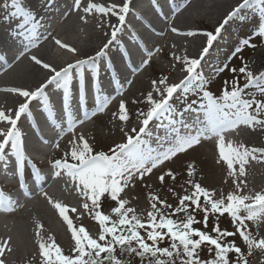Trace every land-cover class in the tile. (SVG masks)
<instances>
[{
  "label": "snow or ice",
  "instance_id": "1",
  "mask_svg": "<svg viewBox=\"0 0 264 264\" xmlns=\"http://www.w3.org/2000/svg\"><path fill=\"white\" fill-rule=\"evenodd\" d=\"M48 2L50 5L54 0H48ZM130 2L131 0H124L122 6L110 4L106 7L89 0L87 6L81 9L82 0H74L73 10H82L86 14L95 11L104 17L111 14L117 18L118 24L109 25L111 32L108 41L94 56L69 63L59 70L32 56L31 59L35 64L48 69L52 74L35 90L19 88L5 90L25 98V102L20 103L15 110L14 117L0 110V122L10 125L6 130L0 129V137H2L0 138V168L5 172L11 165L19 179L26 163H31L25 152L24 134L18 127V121L22 116L27 114L28 118L32 117L31 101L40 98L45 112L51 118L52 126L58 127L60 121H66L67 130L74 133L77 124L91 118L87 111V100L90 94L94 92V103L98 112H103L114 99L113 96L105 94L102 89L98 60L106 56V50L111 45L114 43L119 45L118 34L124 31ZM11 6L14 11L10 15L22 18L19 27L24 31L19 35L27 41L24 45L25 51H30L31 48L38 46V29L41 27V22L31 9L22 6L20 0H11ZM245 9H252L264 17V0H242L228 13L214 33L205 34L207 46L203 48L199 58L176 56V61H182L183 70L187 73L179 83L168 84L166 76L161 77L158 82L152 81L153 89L159 99H154L153 92L147 94L146 100L150 107L147 111L138 113L142 126L138 131L136 128L131 129L135 136L125 132L126 142L116 144L107 152H94L93 146L82 135L69 141L70 150L64 153L63 158L53 162L54 176L59 177L63 172L71 177L75 184V191L84 199V210L98 225V233L91 235L83 225H74L68 213L69 211L74 213L76 209L69 210L66 205L52 200L45 193L49 203L58 210L67 224L74 243L70 253L65 254L52 237L45 238L41 235L42 226L37 224L36 237L40 264H130V261L124 257L133 254L140 259L141 264H248L247 256L242 249L234 240L227 239L237 234L246 245L248 255H251L254 249L264 253V237L259 236L258 231L260 223H264V192L246 194L244 188L247 185L243 181L237 182L233 179L234 190L227 194L223 191L217 194L215 189L203 187L190 178L187 184L191 191L184 188L185 194L178 196L176 206L168 204L158 195L149 193L150 210L147 212L146 219L137 215L134 208L127 207L129 201L121 195L134 180L142 181L146 175L151 174L166 161L192 149L200 144L202 139H209L212 136L218 137L217 147L220 159L226 163L229 176L234 178L244 176L249 157L255 160L257 153L264 157V148L233 146L231 142L225 144L224 139L225 132L241 125L252 129L257 127L264 129V72L256 75L248 70L246 64L238 69L235 67L228 69L227 64L219 67L218 71L223 72L228 69L238 75L231 81H225V87L222 88L221 95L217 97L206 90L207 82L198 71L202 60L224 26L233 18L243 19L240 14ZM172 31L177 32L178 29L172 28ZM186 34L194 35L192 32ZM252 35L264 38V23L259 24ZM56 43L67 48L68 51L75 52V49L62 44L59 40H56ZM241 46L256 47L251 44V37L240 41V46L235 49L236 53L241 51ZM23 54L22 52L21 55ZM148 55L151 56V52ZM147 62V60L142 61L145 64ZM86 65L92 69V74L87 79L84 71ZM107 67L112 69L111 61ZM241 77L245 81L242 85ZM74 79L77 81L75 85ZM111 83L110 81L109 84ZM116 83L119 85L118 80ZM158 84L163 87H159ZM53 85L55 89L62 92L58 108L53 106L47 93L49 86ZM73 87L77 92L75 97H73ZM250 89L253 90V95L248 94ZM122 91L123 85H119L116 92L122 94ZM190 93H199L200 99L185 104L183 110L177 109L171 103L177 94L186 97ZM133 102L136 103V101ZM76 113H82L83 118L77 119ZM186 113H193L195 119L190 123L187 122L184 118ZM91 115H95V112ZM201 115L203 119L200 118ZM113 116L116 117L117 113H113ZM118 119L122 122L129 119L127 104L124 100H121L118 106ZM153 120L158 121L156 127L160 131L157 133H153L149 128ZM153 136L155 147L150 140L145 139V137ZM56 146L59 147V144ZM236 165L239 166L238 170ZM32 175L35 179L42 178L39 170ZM188 176H194L191 164L188 165ZM166 177L171 178L173 182L176 180L175 174L170 169L158 177L161 184L165 182ZM20 188L22 192L27 193L23 184ZM169 191L172 192L173 189L169 188ZM173 195L175 196L176 193L173 192ZM103 198L115 202V206L110 209V214L102 211ZM15 206L16 202L10 196L0 194V211L11 212L15 210ZM180 213L183 214L182 217L178 216ZM199 213H203L202 220L197 219ZM225 214L232 222L233 231L219 226L220 218ZM209 217H212L214 221L211 232L207 230ZM250 223L257 228L256 233L249 227ZM197 224H202L203 228L196 227ZM166 239L167 246L162 247L161 244ZM8 245V240L0 241V264H5L3 259L5 251H11ZM205 249L209 254L207 259L201 257V252Z\"/></svg>",
  "mask_w": 264,
  "mask_h": 264
},
{
  "label": "rangeland",
  "instance_id": "2",
  "mask_svg": "<svg viewBox=\"0 0 264 264\" xmlns=\"http://www.w3.org/2000/svg\"><path fill=\"white\" fill-rule=\"evenodd\" d=\"M11 1V0H9ZM71 2L73 0H70ZM93 3L101 4L103 6H108V3L113 4H119L120 2H117L116 0H91ZM235 2V1H234ZM233 2V3H234ZM212 0H205L204 5L206 7L202 8V14H205V10H207L209 5H211ZM236 3V2H235ZM120 5V4H119ZM208 7V8H207ZM189 6L187 7V9ZM185 11V10H184ZM198 12V11H197ZM197 12H193L192 17L194 18L195 14ZM77 13H72L69 16H66L67 19L64 21L59 22L58 24V30L52 35L51 39L42 40V43L39 46H51L52 52L50 53L51 56L55 58L57 61H61L60 64H55L52 67H57L58 65H61L64 60L69 58L66 54V49L64 47H61L57 43H52V40H59L62 44L71 46L74 45V41L76 40H86L87 36L90 35V33H93L95 31H98L99 25V17L98 13L93 11L91 14L82 13L81 15H75ZM179 15V14H178ZM84 17V19H82ZM70 21L69 29L73 33L72 35L67 34L64 35L60 32V28L63 25L68 24ZM168 23L173 24L171 26L168 25ZM165 25V24H164ZM251 26L249 28L255 29L256 23L253 22L250 24ZM165 30L162 31L160 38V46L162 49H166L167 52L165 54L161 53L157 58L155 59V63L152 65L150 64L149 67L145 66V70L141 72L137 78L140 79V81L135 84V81L133 84H131V89L124 95V101L127 104V110L129 119L126 122H122L118 119V107L114 106L111 107L108 112H106L104 115L95 118L90 124L87 138H85L94 148V152L98 151H105L107 152L110 148H114L116 144L123 143L126 140L125 132H127L129 135H132L133 132H131V129L135 127L136 122L139 121L141 118L138 117V113L141 111H147L150 105L147 103V94L149 92H153L154 99H159L158 97H155L152 81L156 80L157 82L159 79L163 76L168 77V84L176 83L177 80L182 79L186 72L184 70L178 71V69L174 66V64L171 63L170 57L175 58L176 56H180L183 58L181 54H179L175 48V45L182 46L185 41L192 42L194 41L193 38H195L197 35H204V33L199 32V27H206L211 28L213 26V21L210 23L207 20H204L202 22H196L193 20L188 19L187 23H181L178 21V16H175L173 19H171L169 22L166 23ZM172 28L178 29L177 32H173ZM191 29L192 33L194 35H187L186 33H189L190 30L185 29ZM234 28V29H233ZM160 29V27H159ZM244 30L247 31L248 28L244 27ZM73 31V32H72ZM240 32H244L243 30H240ZM68 33V32H67ZM230 35H236V28L231 27V31H229ZM253 32L250 31L248 36L252 37ZM108 35V31H107ZM255 38L251 39V41L254 40V45L256 47H244L243 52L236 55L234 59L229 63L228 69H231L233 67L239 68L240 66H243L244 64L247 65L250 63V58L254 56L255 52L259 49L264 50V38L260 36H254ZM109 39V38H108ZM107 39V40H108ZM231 39V37H230ZM229 39V40H230ZM103 41V39H102ZM101 41V42H102ZM101 42H98L90 50V52L94 51V49H97V47L100 45ZM236 42L238 43L239 40L236 38ZM38 47V46H37ZM37 47L29 53V55H23L19 56L17 59H15L13 66L7 69L6 72H3L0 75V95L8 94L11 91H5L6 89H11V87L18 86L24 88H32L37 85L34 84L32 86L27 85H21L18 84L14 79L9 76L6 77L8 71L12 70L14 66H16L17 63H19L21 60L25 61L27 64H32V56H37L38 52L35 53V50ZM221 51V50H220ZM87 52V53H90ZM12 55V54H11ZM43 62L48 63V60L45 59ZM264 64V62L262 63ZM260 66H263V65ZM180 65L183 66L182 61L180 62ZM260 66H258L256 69L251 68L250 71H252L254 74H259V70H257ZM164 67H168V69H171L173 72H177V75L175 78H170V71H166ZM184 67V66H183ZM225 69L221 75L217 76L214 80L211 79L209 83H206V90L214 94L215 96L221 95L222 88L225 87V81H231L234 76L238 75L237 73H233L230 70ZM263 69V68H262ZM149 71V72H148ZM148 72V73H147ZM264 72V70L262 71ZM244 79L241 77L240 83L241 85L244 83ZM39 83V82H38ZM3 85L6 88L1 87ZM159 86V84H158ZM31 91V90H30ZM15 94V92H11ZM249 95H253V90H248ZM196 95H199V93H195ZM133 101H136L134 103ZM3 102L2 97L0 96V103ZM23 103L22 100H20L19 104ZM18 104V105H19ZM15 105V104H14ZM17 105V107H18ZM16 107V108H17ZM113 113H117V116L114 117ZM12 113L11 115H13ZM3 124V123H2ZM0 124V126L2 125ZM8 124L4 122L3 127H0V129H7ZM10 127V126H9ZM123 129V131H122ZM242 131L239 135L236 137H233L231 139V143L233 146H239L243 145V139H246L249 137V127L242 125ZM76 134V133H75ZM77 135H71L69 138V141L73 140L74 138H78ZM2 138V137H0ZM69 141L67 143H64L62 146L60 145V148L55 151V158L61 159L64 156V153L69 151L71 148V145L69 144ZM257 142L256 144H260L259 139H255ZM207 154L199 155L197 151L190 152V153H181L179 154L176 159L167 161L163 165L159 166L157 169H154L153 172L149 175H146L143 180L136 179L133 181L132 184L129 185L128 188L125 189V191L121 194L123 198L127 199L129 201L127 207L134 208L136 210V214L144 217L146 219L147 212L150 210V201H149V193L158 195L161 199L166 200L168 204H171L173 206H176L178 204V196L184 195V188H188L189 191H191L190 186L187 184L188 179H194L196 182H199L203 187H206L208 189H215L217 191V194H219L221 191H223L225 194H227L229 191L234 190L235 185L233 183V179H236L237 182L243 181L247 187L244 188V192L246 194H255L256 192H264V157L257 155V159L253 160L251 157H249L248 163L245 165V175L240 177H232L228 175V168L227 165L218 161L216 157L212 154V151L209 149L208 146H206ZM197 155L198 158L196 160L192 159L195 155ZM70 159V158H69ZM191 164L194 169V176L189 177L188 176V165ZM238 170V165L235 166ZM172 170V172L176 176V180L173 182L171 178L166 177L165 182L163 184L160 183L158 177L167 170ZM183 185V187H181ZM169 188H172L173 191L170 192ZM57 197L60 196V198H67V196L70 197V201H76L75 205L72 208H75L76 214L74 216H70V218L73 220L74 225L80 226L83 225L86 230L91 233V235H96L98 233V225L96 221L91 219L89 214L83 209L82 206L78 207V205L84 203V199L80 197L77 192H73L72 194L66 195L67 188L66 187H55ZM75 189H73L74 191ZM173 192L176 193V195H173ZM44 203L43 205L47 208H51L50 205L47 203L46 199H43ZM115 206V202L110 201L107 198H103V207L102 211H104L106 214H110L111 207ZM159 206V205H158ZM31 210L24 211L21 213V216L23 220H25L29 226V232H33L36 234L37 232V224L41 225L40 228L41 235L45 238L52 237L56 243L60 245V243L57 241L56 237L59 238L58 234L54 232L48 223H45L44 221V213L41 212L42 210L36 209V205H33ZM170 211V210H169ZM28 213V214H27ZM182 213L178 214V216L182 217ZM54 218L55 215L53 214ZM18 217H6L5 219L0 221V224H5V227H0V241L5 237L7 240L8 237H11L9 234L11 231L15 230L17 226L16 219ZM20 218V219H22ZM115 218V217H114ZM176 218V217H173ZM203 213H199L197 215L198 220H202ZM40 222H43L42 224ZM213 218L209 217L208 221V228L207 230L211 232V229L213 227ZM62 225V224H61ZM219 226L222 229H227L229 231H233V225L230 220V218L225 214V216L220 218ZM8 227V228H7ZM196 227L203 228L202 224H197ZM249 227L251 230L256 233L257 228L253 226L251 223L249 224ZM259 236L264 237V223H260L259 225ZM63 236L64 231L62 230ZM143 234V233H142ZM30 235V241H31V234ZM35 236V235H34ZM228 240H234L236 244L242 249L244 254L247 256L248 264H264V253H261L260 250L254 249L251 253V255H248V249L246 245L243 243L239 235L237 234L235 237H229ZM35 244L37 242H34ZM69 243L63 242L62 245H60L61 248H64L65 254H69L71 251V247H68ZM161 246H167V239L161 244ZM39 248L38 244L35 246V248ZM67 248V249H66ZM15 250L8 251L6 250L5 253H7V258L5 261L9 260L10 263L16 259V254H14ZM232 255V254H230ZM209 256L207 250L205 249L203 252H201V257L203 259H207ZM22 257V256H18ZM255 257V258H254ZM130 261V264H141L140 259L136 257L134 254L131 256L124 257ZM234 259V256L232 257ZM254 258V259H253ZM40 258H36L35 261L24 263V264H40ZM37 260V261H36ZM253 260V261H252Z\"/></svg>",
  "mask_w": 264,
  "mask_h": 264
},
{
  "label": "bare ground",
  "instance_id": "3",
  "mask_svg": "<svg viewBox=\"0 0 264 264\" xmlns=\"http://www.w3.org/2000/svg\"><path fill=\"white\" fill-rule=\"evenodd\" d=\"M116 1L120 2L119 3L120 6H122V4L124 2V0H116ZM135 1L136 0H131L130 5L134 4ZM189 2L190 1H188L187 4ZM241 2H242V0H212L211 5L208 6L209 8L207 7L208 9L204 11L205 14H202V11H203L202 8L206 7L204 5L205 0H194L193 3H191V4L189 3L186 7L185 6L182 7V9L183 10L185 9V11L179 13V10H178L176 13H174V17L178 16V21L181 23H187L188 19L196 21V22H202L204 20H207L211 23L213 21V26H214L213 33H214L215 29L223 23L224 19L228 15V13L230 11H232ZM20 3L22 4V6L31 9L36 14V17L40 18V19H38L41 22V27L38 29L39 38H43L45 40L51 39L52 35L56 32V30H58L59 22L67 19V17L63 16V14L64 15H70L72 13H77V14H75L77 16V15H81L82 13H84L82 10H73L74 6L71 5V3L68 2V0H62L60 3L53 4L52 11L54 10V14L52 13L53 16L51 14V16L47 19V23H46L44 21L43 14H44V16H46L49 12V8L47 6L48 0H20ZM88 3H89V0H82L81 9L83 7H86ZM107 3H108V5L113 4V3H109V2H107ZM119 4H116V5H119ZM151 6H152L153 10L157 9L158 7H161L160 5H157L156 3H151ZM188 6H189V8L187 9ZM9 7L10 8L7 10V13H5L6 17L2 16L1 15L2 13H0V21L2 20V23L0 24V59H2V57L6 55L3 53L4 51H6V52L12 51L11 53L13 55L9 54L10 58L8 59V62L12 64V62L15 59H17L19 56H21L22 52L19 53L18 51H14V49L21 48L23 46L24 39L19 35V33L24 31V29L19 27V25L22 23V18L11 16L10 14H11V12L14 11V8L11 5H9ZM135 8H136L137 12L134 13V15H132L134 20H130V23L132 24V29L127 28V26L125 25L124 26L125 32H123L121 34V36L118 37L119 45L114 43L113 45H111L109 47V49H111V51H110L111 58H109L108 60L117 64L115 70L113 68L109 69L107 67V65H105L106 67H104V68L100 67L99 78H100V83H101L102 87H104L106 83H108L107 86H109V82L111 81L112 82L111 85L116 89L115 83H114L115 82V73H117L119 78L122 79L121 85H123L122 94H118L117 92L116 93H110L109 89L111 87L105 88L106 89V90H104L105 94L110 95V96L115 95L114 96L115 103H113L114 100L110 101L106 110L110 108V104H112V103L113 104L111 105V107H114V106L118 107L120 101L124 100V98H125L124 95L131 89V83H134V81H135V84H137L140 81L139 78L135 79V76L138 73V71L128 70L126 72L122 69L121 64L130 65V63L132 62V58L136 57L138 54L139 55L145 54L146 50H148V49H144V47L142 45L143 44L147 45L146 38L149 40V43L151 44V46L148 45L149 48L155 49L158 47L156 45L157 43L149 37V34L145 30H142L141 27H143V26L140 23V22H142V20L139 19L140 17H143V18L147 19L149 24H151L153 26H154V24H157V22H159V25H161V22L155 17L156 15H158V13H155V14L149 16L150 10L148 8H140L139 6L135 7ZM195 11L196 12L198 11V12H197V14H195V16L193 18L191 13H193ZM252 11H254V10L245 9L241 12L240 15L242 16L245 12H252ZM51 17H52V20H51ZM98 17H99V21H98L99 29H98V31L90 33V35L87 36L86 40L74 41L75 44L71 45L70 47L75 49V52L68 51V49L65 48L66 54H64V55H67L69 58L64 60V62L61 65L54 67L55 69L59 70L62 67H66L67 64H69V63H75L77 60L86 59L87 57L93 55L99 49H101V47L105 44L107 39L110 38L111 28L109 27V25L110 24H118V20L116 17L111 16V14H109L107 17H104L102 14H100V15H98ZM5 18H7V19H5ZM236 18H238V17H236ZM234 19L235 18H233L227 25L224 26V28L222 29L218 38L213 42V45L209 49L208 54L202 60L201 65L198 68V71H200V72L205 71L207 68V62L206 61L210 58L218 59L221 47H226V48L228 47V43L230 42L229 39L232 36V34L231 35L229 34L228 30H230V28L233 26L232 21ZM6 20H8V21H6ZM143 22H145V21H143ZM151 25H148L149 26L148 29L150 28ZM168 25L171 26L173 24L168 23ZM69 26H70V21L68 22V24L61 26L60 32L64 35H67V34L72 35L73 33L72 34L69 33V32H71V30L69 29ZM161 28H163V26ZM185 30H188V31L190 30V32H192V28L191 29L188 28ZM107 31H108V35H107ZM137 34L140 35L141 40L136 37ZM102 39H103V41H102ZM193 40L194 41H192V42L185 41L182 46L175 45L177 52L179 54H181L183 57L187 56L188 58H199L200 53L202 52L203 48L207 46V37H206V35L205 36L204 35H197L195 38H193ZM51 42L56 43V40H52ZM98 42H101V43L97 47V49H94V51L90 52V50L92 48H94V46L96 44H98ZM139 48H141V50H139ZM37 52H38V55L40 57H37V56L36 57L41 59L42 61L47 59L49 65L51 64L52 66H54L55 64H60V62H61V61L55 60V58L53 56H51L50 53L52 52V49H51V46H49V45L37 47V49L35 50V53H37ZM87 52H90V53H87ZM165 52H167V50L163 49L162 53L165 54ZM6 56H8V55H6ZM170 61L172 64H174V66L178 69V71L183 70V66H181L180 62L176 61L175 58L170 57ZM263 62H264V50L259 49L255 52L254 56H252L250 58V63L248 64V70H251L252 67L256 69ZM154 63H155V61L152 62V65ZM262 65L263 66H260L257 69V70H259V72H262L264 70V64H262ZM5 69H7L6 66H5ZM164 69L168 72L169 71L171 72L169 80L176 77L177 72H173L171 69H168V67L167 68L164 67ZM109 70H110V72H108ZM51 74L52 73L48 69H44L42 66L35 64L33 60H32V64H27V63H25V61L21 60L19 63L16 64V66H14V68L12 70L8 71V73L6 74L7 75L6 77L11 76L14 79V81H16L18 84H21V85L24 84L27 86H32V85L37 83V85L35 87L24 88V90H29V89L35 90V88L39 87L42 83H44L46 81V79ZM91 74H92V69H90L89 67H86V74H85L86 79ZM106 74L108 77L104 76ZM74 75H75V72H74ZM129 81H130V83H129ZM75 82L77 83V81L74 79V81H73L74 85H75ZM1 87L6 88L3 85H1ZM159 87L162 88L163 86L159 85ZM13 88L22 89V87H18V86L11 87V89H13ZM50 89H51V86H49L48 91ZM73 93H76L75 87H73ZM154 95H155V97H158V95L156 93H154ZM0 96L2 97V100H3V102L0 103V110H3L7 115H11L12 113H15V110L18 109L17 105L19 104L20 100H22V101L25 100L24 97L19 96L17 93L13 94L11 92L8 94L0 95ZM37 99H39V98H37ZM61 99L62 98H60V99L53 98V99H50V101L52 102L53 106H56L58 108V106L61 102ZM33 102H35V100ZM33 102H31V104ZM37 104L38 103H35V106ZM94 107H96L95 103H94ZM74 111H75V109H74ZM35 113H36V115H38L37 111ZM79 114L82 117V113H79ZM12 116L14 117V114ZM80 116H76V118L81 119ZM23 118H24V116H22V119ZM23 121H25V120L23 119ZM40 121L42 122V124H39L40 130H43V128H46L48 126L52 130H54V133L58 134L59 136L66 133V131L57 132L56 127L52 126L51 118L47 115H44L40 119ZM45 121H47L48 125L45 124ZM24 123H26V122H24ZM0 124H2L0 127H3L4 122H0ZM65 125H66V127H64ZM59 126L60 127L62 126L63 128H67L66 121H60ZM80 128H81V131H74V133L73 132L68 133V136L70 137L71 135H77V136L82 135L84 138H87V136H89V135H87V133L89 132L88 131L89 125L88 124L85 126L83 125ZM154 131H155V133H157V131H160V130L157 128H154ZM248 133H249V137L246 139H243V141H242L243 145L245 147H248V148H253V147L264 148V129L259 128V127L255 128V129L249 128ZM239 134H240L239 132H236L234 134V137H236ZM24 135H25V142H24L25 152H31L35 156H40V154L44 151V148L38 147L39 146L38 143L41 142V140H43V137L40 136L37 140L32 131H29V133L24 132ZM255 139H259V142H260L259 145L256 144L257 142L255 141ZM68 141H69V138H65L62 140L63 143L62 142L61 143L63 145L64 143H67ZM229 142H231V141H229ZM228 143L225 142V144H228ZM205 144L206 143H204V145H202V146H200V145L195 146L192 149H189L188 151H186V153L197 151V153H199V155L207 154V150H206L207 145H205ZM152 145L154 147L156 146L155 144H152ZM217 145H218V143H216L215 145H210V144L208 145L210 150L212 151L213 155H214L215 149L218 148ZM192 155H195V154H192ZM256 155L260 156L259 153H257ZM176 157H174L173 159H176ZM196 158H198L197 155H195L192 159L196 160ZM217 159H218V161L226 164L224 161H222L220 159V157ZM10 168L12 169L11 166H10ZM40 181H41V179H36L35 180L36 185H38V186L42 185V182H40ZM65 187L67 188L66 195H68V193L72 194L73 192H76L75 190L73 191V189H75V184L72 181L71 177H70V179H68V177H67ZM46 188L47 187L44 186L42 189H38V192H40V196L35 197V202H32L31 200L20 202L21 205L16 207L17 209H16L15 215L14 216H7L8 218L9 217H18V218H16V219H18L17 226H16L15 230H13L9 233L11 235V237H8V239H9L8 240L9 241L8 246L11 248V251L15 250L14 254H16V256H17L16 259L12 262V264H24V263L32 262L36 258H40V257H38V256H40L39 255V248H37V247L35 248V246H37V243L36 244L34 243V242H37L36 234H34L31 231L29 232V229H28L29 226H28L27 222L25 220H23L22 217H19V216H21V213H23L22 212L23 209H25L26 211H29V210H31L30 208H32L33 205H36V209L38 208V209L42 210L41 212L44 213L43 217H44L45 223H48L50 225V228L58 234L59 238L56 237V239L60 243V245H62L63 242H66V243H69L68 247L73 246L74 242L71 239V232L68 230L67 224L63 221L62 217L59 215L58 210L55 209L53 207V205L49 203V200L45 196V193H47V196L51 197L52 200L58 201V202L62 203L63 205H66L69 208V210L75 205L76 201L75 200L70 201L69 196H67V198H65V196H63V198H60V196L57 197V194L55 193L56 189H54L55 187H53V186L50 187V192H47V190H45ZM22 194H24V193H22ZM24 196H26V195L24 194ZM44 198L46 199L47 203L50 205L51 208H47L43 205V203H44L43 199ZM80 206H82V205L81 204L78 205V207H80ZM76 212L73 213V212L69 211L68 214H69V216H74L76 214ZM53 214L55 215V218H54ZM4 218H6V217H4ZM20 218H22V219H20ZM40 223L42 224L43 222H40ZM62 230L64 231V236H63ZM29 233L31 234V237H32L31 241H30ZM3 240H7V239L4 237L2 239V241ZM62 249H64V248H62ZM7 255L8 254L5 253L3 259H6ZM18 256H22V257H18ZM7 262L10 263V261L7 260V261H5V264H8Z\"/></svg>",
  "mask_w": 264,
  "mask_h": 264
}]
</instances>
